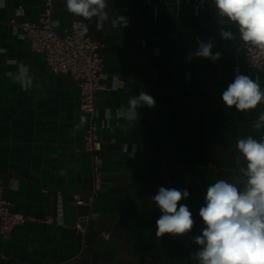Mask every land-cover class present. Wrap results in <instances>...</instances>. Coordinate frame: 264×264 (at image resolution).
Listing matches in <instances>:
<instances>
[{"label":"crops","instance_id":"0c3cea01","mask_svg":"<svg viewBox=\"0 0 264 264\" xmlns=\"http://www.w3.org/2000/svg\"><path fill=\"white\" fill-rule=\"evenodd\" d=\"M42 3L0 0L2 196L12 211L28 217L7 236L0 228V264H198L192 254L200 246L193 237L204 227L199 209L207 187L239 175L244 160L238 139H264V128H253L264 101L242 112L225 108L221 95L237 73L259 78L264 89V66H250L237 27L219 22L213 0L200 15L193 13L192 0H107L110 15L103 28L97 30L96 18L85 21L87 33L103 43L104 87L96 100L107 125L99 130L103 183L84 245L83 235L71 227L89 210L72 201L74 194L87 198L93 187L84 139L89 117L80 108V87L72 73L52 71L11 22L38 21ZM65 5L54 0L53 24L60 32L83 19ZM117 16L126 24L114 26ZM221 27L235 39L224 40ZM198 40H211L220 59L196 57ZM12 62L29 69L33 83L27 90L5 76L16 71ZM140 92L155 105L141 106L134 123L116 119V109ZM162 186L188 190L178 207L185 204L192 212L190 232L156 236L162 213L151 197Z\"/></svg>","mask_w":264,"mask_h":264},{"label":"clouds","instance_id":"9594fccd","mask_svg":"<svg viewBox=\"0 0 264 264\" xmlns=\"http://www.w3.org/2000/svg\"><path fill=\"white\" fill-rule=\"evenodd\" d=\"M213 3L222 25L235 24L242 46L258 49L264 55V0H213ZM65 7L68 13L83 18L72 24L76 33H87L89 28L85 21L92 18H96L97 30H100L110 15L107 0H66ZM23 14L22 8L17 10V15ZM112 24H126V19L117 16ZM219 35L226 41L235 39L234 33L224 27ZM197 43L196 57L212 61L220 59L221 53L212 51L214 44L211 40H198ZM12 63L16 71H7L5 76L27 90L33 83L29 69L22 63ZM221 100L225 108L235 107L243 112L264 101V89L259 78L237 73L223 91ZM144 105L154 106V98L145 92L129 97L126 107L116 109V119L134 123L137 110ZM85 119L81 116V124ZM105 119H112V109H105ZM253 128H264V114L253 123ZM236 149L244 160L239 175L232 182L218 179L210 184L204 206L199 209L204 227L201 235L193 237L194 243L200 247L192 254L193 261L198 264H264V139L257 140L251 135L240 138ZM188 197L187 189L163 186L151 197L162 213L156 221L157 237L165 234L182 236L191 231L194 226L192 212L185 204L180 203L178 207V202Z\"/></svg>","mask_w":264,"mask_h":264},{"label":"built area","instance_id":"2783aa9c","mask_svg":"<svg viewBox=\"0 0 264 264\" xmlns=\"http://www.w3.org/2000/svg\"><path fill=\"white\" fill-rule=\"evenodd\" d=\"M207 0H192L193 13L200 15ZM54 0H43L38 21L16 20L11 22L21 29V35L29 41L30 46L44 54L50 68L54 72H70L78 82L81 91L80 108L89 117V124L85 130V148L92 158V190L87 198L74 194L75 204H87L88 212L78 217L71 227L83 235L84 245L88 224L93 216V204L99 195L103 183L102 156L103 141L99 130L106 127V122L100 118L97 105V92L103 88L102 76L104 62L100 54L103 43L92 38L88 33H76L72 26L58 31L53 24ZM248 62L252 67L264 66V55L258 49L245 48ZM0 179V228L7 236L8 230L24 223L28 217L22 213L12 211L9 203L2 196ZM45 222H52L45 218ZM102 235L109 238L110 234L103 231Z\"/></svg>","mask_w":264,"mask_h":264}]
</instances>
